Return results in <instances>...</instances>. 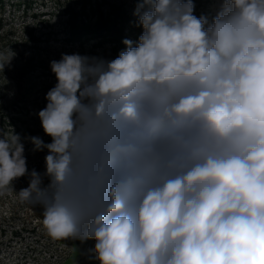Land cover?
<instances>
[{
    "label": "clouds",
    "instance_id": "clouds-1",
    "mask_svg": "<svg viewBox=\"0 0 264 264\" xmlns=\"http://www.w3.org/2000/svg\"><path fill=\"white\" fill-rule=\"evenodd\" d=\"M217 3L138 0L116 58L51 61L45 171L0 136V192L28 175L51 239H94L100 264H264V0Z\"/></svg>",
    "mask_w": 264,
    "mask_h": 264
},
{
    "label": "rangeland",
    "instance_id": "rangeland-1",
    "mask_svg": "<svg viewBox=\"0 0 264 264\" xmlns=\"http://www.w3.org/2000/svg\"><path fill=\"white\" fill-rule=\"evenodd\" d=\"M211 2L210 18L218 7ZM53 8L35 5L28 11L7 7L0 11V105L45 101L54 73L50 63L62 54H79L107 59L91 46L79 49L56 37L60 20ZM110 60V59H108ZM45 96V97H44ZM30 142V141H28ZM28 151H24L28 163ZM27 175L12 182L13 190L0 192V264H100L94 251L95 240L51 239L42 226V206L21 203L17 192L27 187Z\"/></svg>",
    "mask_w": 264,
    "mask_h": 264
},
{
    "label": "trees",
    "instance_id": "trees-1",
    "mask_svg": "<svg viewBox=\"0 0 264 264\" xmlns=\"http://www.w3.org/2000/svg\"><path fill=\"white\" fill-rule=\"evenodd\" d=\"M138 0H0V11L7 7L14 11H28L35 5L53 8V17L61 24L56 37L63 36V41L70 46L83 49L91 46L93 52L102 51L107 59H114L125 49L124 39L137 41L142 28L137 26L134 11ZM194 15H207L210 18L211 2L209 0H193ZM1 28V24H0ZM91 57H97L92 54ZM57 84L54 74L53 82L47 92ZM47 94V93H46ZM45 97V96H44ZM43 102H29L0 105V136H6L14 131L21 137L25 150L28 152L27 169L30 173L35 169L39 173L45 171V156L47 150L33 151L29 137H40L45 143L51 142V137L44 133L38 113L46 107ZM27 187L29 176L27 175ZM48 183L47 178L44 184Z\"/></svg>",
    "mask_w": 264,
    "mask_h": 264
}]
</instances>
